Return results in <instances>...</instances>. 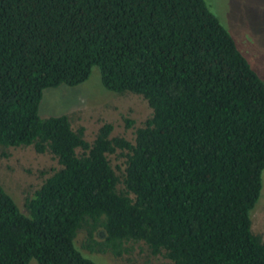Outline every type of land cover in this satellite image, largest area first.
<instances>
[{"label": "trees", "instance_id": "1", "mask_svg": "<svg viewBox=\"0 0 264 264\" xmlns=\"http://www.w3.org/2000/svg\"><path fill=\"white\" fill-rule=\"evenodd\" d=\"M93 67L152 110L134 144L110 124L89 144L67 117H39L44 90ZM29 146L60 169L26 215L0 185V264H96L75 245L83 228L88 251L115 257L143 242L170 264H264L250 218L264 84L204 0H0V147ZM117 150L122 180L107 159Z\"/></svg>", "mask_w": 264, "mask_h": 264}, {"label": "rangeland", "instance_id": "2", "mask_svg": "<svg viewBox=\"0 0 264 264\" xmlns=\"http://www.w3.org/2000/svg\"><path fill=\"white\" fill-rule=\"evenodd\" d=\"M209 11L229 33L239 52L250 68L264 84V0H204ZM38 115L42 120L65 116L71 128H83L84 139L91 144L101 126H113L111 138H123L134 144L135 132L151 118L152 110L145 99L129 92L121 94L106 90L101 83L100 71L91 69L87 80L68 87L60 85L46 89L39 104ZM126 121H131L128 126ZM127 151L117 150L107 155L115 174L124 177ZM81 155L82 151L77 150ZM60 169L57 160L50 154H37L29 147H0V185L14 199L23 214L26 200L56 171ZM118 190H123L120 182ZM253 235L264 241V171L260 197L250 213ZM86 229L78 231L75 245L81 254L96 264H170L161 253L152 255L143 242H129L124 245L127 252L120 257L110 253L90 252L85 248ZM95 239H100L96 236ZM29 264H37L32 260Z\"/></svg>", "mask_w": 264, "mask_h": 264}]
</instances>
